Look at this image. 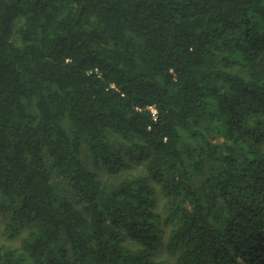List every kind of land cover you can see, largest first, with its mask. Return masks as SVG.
<instances>
[{"label": "trees", "instance_id": "16d2710c", "mask_svg": "<svg viewBox=\"0 0 264 264\" xmlns=\"http://www.w3.org/2000/svg\"><path fill=\"white\" fill-rule=\"evenodd\" d=\"M0 219V264H264V0H0Z\"/></svg>", "mask_w": 264, "mask_h": 264}, {"label": "rangeland", "instance_id": "374dc122", "mask_svg": "<svg viewBox=\"0 0 264 264\" xmlns=\"http://www.w3.org/2000/svg\"><path fill=\"white\" fill-rule=\"evenodd\" d=\"M141 159H142V157L139 154H137L136 158H135V161L136 162H141ZM57 185H58L59 189L64 192L63 187L59 183H57ZM159 200H160V202H159V205H157V208L161 211V213H163L164 227L166 228V230H165V233L163 235V240L162 241H163V243H165V241H166V239L168 237V233H169L170 229L172 228L173 223H174L176 218L173 217V213L171 212L170 208L166 206L165 198L160 197ZM3 223H4L3 219H0V240H4V238H5V235H4V232H3L4 231ZM159 256L160 257H168L169 261L172 264L175 263L174 262L175 257L168 256V252H167L165 247H161V252H160ZM242 264H245V263L242 262Z\"/></svg>", "mask_w": 264, "mask_h": 264}]
</instances>
